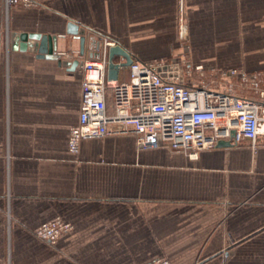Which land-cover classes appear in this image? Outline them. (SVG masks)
<instances>
[{
    "label": "crops",
    "instance_id": "1",
    "mask_svg": "<svg viewBox=\"0 0 264 264\" xmlns=\"http://www.w3.org/2000/svg\"><path fill=\"white\" fill-rule=\"evenodd\" d=\"M32 1L0 0V264H19L22 248L69 254L50 264H264V136L197 160L137 150L130 134L82 140L73 155L81 69L61 55L80 51L84 29L85 59L101 56L89 44L102 37L145 63L256 75L264 91V0ZM12 33L47 36L54 51L12 50ZM54 218L72 230L55 245L35 238Z\"/></svg>",
    "mask_w": 264,
    "mask_h": 264
},
{
    "label": "built area",
    "instance_id": "2",
    "mask_svg": "<svg viewBox=\"0 0 264 264\" xmlns=\"http://www.w3.org/2000/svg\"><path fill=\"white\" fill-rule=\"evenodd\" d=\"M4 2L7 9L33 4ZM96 43L101 48L96 59H85L80 51L61 53L79 61L81 69L78 122L70 127L67 139L71 154H78L82 140L130 134L137 150L165 147L197 160L200 152L220 141L236 146L246 140L255 149L258 137L264 136V91L256 75L208 70L206 78L202 66L186 60L145 63L130 55L128 80L118 82L107 79V49L116 43L102 37ZM69 230V223L54 218L40 224L34 234L54 244Z\"/></svg>",
    "mask_w": 264,
    "mask_h": 264
},
{
    "label": "water",
    "instance_id": "3",
    "mask_svg": "<svg viewBox=\"0 0 264 264\" xmlns=\"http://www.w3.org/2000/svg\"><path fill=\"white\" fill-rule=\"evenodd\" d=\"M77 27L72 25L69 27V33H76ZM81 35L80 43V52L83 54L84 52V29L79 31ZM11 49L12 50H20V51H35L38 53V57L42 58L45 52L48 54H52L54 51V46L51 45V39L47 36H38V35H28V34H18L12 33L10 35ZM91 47L98 48V43H96V39L91 37L90 44ZM48 46V47H47ZM120 57L122 62L114 63V58ZM107 79L117 81L118 73L120 69L127 68L132 60L130 54L123 49L120 45L116 44L113 47H109L107 49ZM60 62H62L60 60ZM79 65V61L75 60L71 62V69H75ZM230 143L225 141H220L216 147H228Z\"/></svg>",
    "mask_w": 264,
    "mask_h": 264
},
{
    "label": "rangeland",
    "instance_id": "4",
    "mask_svg": "<svg viewBox=\"0 0 264 264\" xmlns=\"http://www.w3.org/2000/svg\"><path fill=\"white\" fill-rule=\"evenodd\" d=\"M183 26H184V24H181L180 22L178 23V25H177V34H178V30L180 31V29H184ZM181 41L182 40L179 38V42H181ZM124 73H125V69H124ZM209 73L210 72H208V70L205 71V74L204 75H205L206 78H209ZM71 230H72V226H71ZM71 230H69L66 234H68ZM33 235L38 240H41V239H39L34 234V232H33ZM41 241L45 242V240H41ZM119 250H120L121 255L125 251L124 248H120ZM51 251H52V253H49L48 254L47 251L44 252V253H42L41 251H35V250L31 249V248H22V249H19V264H48V263L50 264V262L48 261L49 257H52V258L53 257H59V258H62L61 260L64 261L65 258L68 257V255H69L68 253H65L64 251L63 252H59V251L55 252L53 249ZM95 251H98L99 252L98 249H91V251H90L91 254H88V255L94 254L93 256H90L91 258L92 257H98L97 255H99V253L96 254ZM103 254H108L107 255L108 257H112V255L114 253H112V249H105V252ZM91 264H96V263H91ZM150 264H169V262L166 259H157V260L153 261Z\"/></svg>",
    "mask_w": 264,
    "mask_h": 264
}]
</instances>
